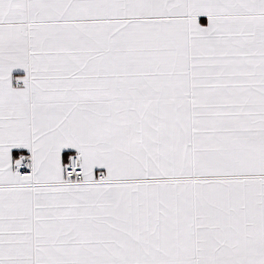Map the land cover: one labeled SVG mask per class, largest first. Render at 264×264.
Here are the masks:
<instances>
[{"label": "snow or ice", "instance_id": "1", "mask_svg": "<svg viewBox=\"0 0 264 264\" xmlns=\"http://www.w3.org/2000/svg\"><path fill=\"white\" fill-rule=\"evenodd\" d=\"M0 264H264V0H0Z\"/></svg>", "mask_w": 264, "mask_h": 264}]
</instances>
